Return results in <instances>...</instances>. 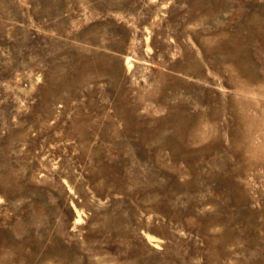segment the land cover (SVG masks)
I'll return each instance as SVG.
<instances>
[{
    "label": "rangeland",
    "instance_id": "374dc122",
    "mask_svg": "<svg viewBox=\"0 0 264 264\" xmlns=\"http://www.w3.org/2000/svg\"><path fill=\"white\" fill-rule=\"evenodd\" d=\"M0 264H264V0H0Z\"/></svg>",
    "mask_w": 264,
    "mask_h": 264
}]
</instances>
